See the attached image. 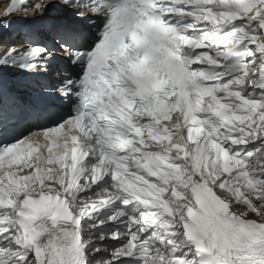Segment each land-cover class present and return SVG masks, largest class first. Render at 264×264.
<instances>
[{
	"label": "snow or ice",
	"instance_id": "obj_1",
	"mask_svg": "<svg viewBox=\"0 0 264 264\" xmlns=\"http://www.w3.org/2000/svg\"><path fill=\"white\" fill-rule=\"evenodd\" d=\"M0 47V264H264V0H8Z\"/></svg>",
	"mask_w": 264,
	"mask_h": 264
},
{
	"label": "bare ground",
	"instance_id": "obj_2",
	"mask_svg": "<svg viewBox=\"0 0 264 264\" xmlns=\"http://www.w3.org/2000/svg\"><path fill=\"white\" fill-rule=\"evenodd\" d=\"M35 2V0H29V3H33ZM7 4H8V0H0V18H3L5 16V9L7 7ZM31 13L30 12H27V11H19L15 14V16L13 17H10V19H17L19 20L20 18L22 17H25V16H30ZM5 49H3L2 47H0V55H2L3 51Z\"/></svg>",
	"mask_w": 264,
	"mask_h": 264
}]
</instances>
